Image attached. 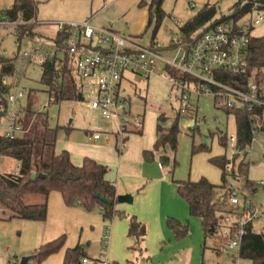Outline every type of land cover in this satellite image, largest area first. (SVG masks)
I'll return each mask as SVG.
<instances>
[{"label": "trees", "instance_id": "16d2710c", "mask_svg": "<svg viewBox=\"0 0 264 264\" xmlns=\"http://www.w3.org/2000/svg\"><path fill=\"white\" fill-rule=\"evenodd\" d=\"M164 0H150L147 4L144 1L139 3V7H146L148 18L145 31L152 25L151 43L156 39L158 29L166 14L162 9ZM264 10V0H237L231 7L228 16L216 17L217 9L214 5L203 6L193 17L179 27L183 38H190L199 30H205L220 23H237L244 16ZM36 4L34 0H13L11 7L0 13V17H5L9 21L21 20L27 26H20L17 42L20 46L22 40L26 38L43 39L42 35L34 33ZM35 23V22H34ZM51 41L56 45H61L66 40V35L56 34L52 38L43 39ZM19 48V47H18ZM16 58H5L0 55V95L6 93L8 89L2 84L5 78L13 79L14 84L18 85ZM246 60L248 70L242 81H247L250 77L264 79V36L250 39ZM39 86L43 92L52 100L51 105H59L63 102H81L83 100L82 91L76 80L72 69L66 60L60 56L47 55L40 63ZM166 73L171 79H179L188 82V79L174 69L166 68ZM20 76V75H19ZM225 82L236 85L239 77L224 76ZM17 81V82H15ZM170 93V100L171 94ZM29 91V97H32ZM172 107V106H171ZM173 108V107H172ZM227 115H233L236 124V148L244 150L251 144V119L247 113L238 111L224 110ZM20 122L27 132L19 139L5 140L0 138V157H8L17 163L18 171L15 173L0 174V221H11L13 219L33 222H44L47 217V200L51 192H58L67 207H81L86 212H92L96 208L100 210L104 221H111L115 217L119 219L128 218V237L133 240L132 252L139 256L145 249L143 242L146 236V227L140 223L136 217H128L124 212L115 209L118 203V196L114 185L105 179L107 168L89 158H84L80 165H74L70 161L69 154L62 151L56 155L54 152L55 144L58 139V125L53 126L47 112H35L30 108L23 111ZM35 115V123L29 128L31 118ZM180 114L175 113V121L168 129H163L159 125L156 128L157 139L152 150L143 151L142 157L145 162H152L154 154L166 145L176 151L177 136L179 134L178 120ZM159 122H164L165 118L161 114ZM66 133L71 131L70 127L63 128ZM264 130V127H262ZM141 131V130H140ZM221 147H226L227 136L218 138ZM125 139L123 144L125 143ZM208 151L204 145H193L192 153ZM228 160L224 157H214L210 163L222 171V184L226 182L224 167ZM163 167L169 160L165 156L158 159ZM249 165L242 164L233 169L238 175L246 176ZM32 175L35 178L32 179ZM237 179V176L234 177ZM221 184V185H222ZM177 195L183 199L189 209L190 217L200 220L204 240L217 235L218 218L216 215L227 213L224 209V200H214L217 190L220 187L211 184L207 179L200 178L196 182L176 181ZM244 188L250 194L256 192L253 183L245 178ZM36 196L41 200L36 204H26L25 198ZM167 227L174 234L175 240L180 241L188 234V227L182 225L174 219H167ZM241 247L238 252V259L249 262L250 264H264V227L256 232L251 226L246 228ZM66 236L61 235L57 239L41 245L31 253V260L28 264H41L49 256L58 253L64 246ZM86 257L83 245L77 244L75 247L66 249L62 264H80ZM129 264H136L130 261Z\"/></svg>", "mask_w": 264, "mask_h": 264}, {"label": "rangeland", "instance_id": "374dc122", "mask_svg": "<svg viewBox=\"0 0 264 264\" xmlns=\"http://www.w3.org/2000/svg\"><path fill=\"white\" fill-rule=\"evenodd\" d=\"M34 1L36 4L35 19L37 23L32 21L30 25H34V33L37 35L41 34L43 39L54 37L56 26L53 24L55 22H76L78 19L88 18L94 14H96V16L98 15L100 19L116 22L115 24L119 29L118 31L123 35H136L137 33L135 31L137 26L134 24H139V20H141V12L136 8V5L141 0H137L138 2L136 4L134 0H119L115 2L112 7L107 5L106 2L108 1L106 0ZM143 1L147 4L150 2V0ZM236 2L237 0H211V3L216 5V17L228 16L231 7ZM12 3L13 0H0V13L8 10ZM189 4L187 0H164L162 9L166 16L156 34L155 40H157L158 43L165 45L172 38L180 35L179 26H177V24L179 25V23L184 22L193 12L199 10V8H190ZM173 19H175L177 23H175ZM20 26H27V24H22ZM152 29L153 25L146 32L144 28L139 32L142 36L143 43L150 42ZM262 34L264 35V24L257 26L253 33L254 36H262ZM43 39H37V37L33 39L26 38V40L24 39L21 41L19 46L16 35L14 34V29L12 27H0V55L5 58H16L18 53H20L16 61L17 71L20 75H17L19 84L15 85L13 79H10V87H12L10 93L17 95V93L22 90L33 92V98L25 95L19 99L13 109V113L17 114L19 112L18 115L23 116V111L27 109L29 105L33 111L39 113L42 112L43 107L46 106L47 109L44 112L48 113L50 123L53 126L58 125L62 128L58 133V146L61 147L69 139L75 143L83 142L87 134L89 135L94 131H98L102 135L101 140H99L102 145L120 152L122 149V137L125 140L128 138L135 146L136 143L133 139L134 135L137 134V137L143 138L145 132V136L151 134V126H153V133H156L158 125L163 129L170 128L175 121V113L178 112L181 117L177 123L179 134L177 136L176 151H173L169 145H166L163 149L154 154L155 159L152 161L158 162L161 156L168 158L169 162L164 166V170L166 175H169L171 184L173 185L176 181L188 180L196 182L200 178H205L211 183L214 182V184H222V171L218 167L212 165L210 159L224 156L228 160V162L226 161L227 164L231 165L229 169L224 167L226 182L217 190L214 200H219L221 203V199L224 197V209L230 213L232 209L227 199L238 189L247 190L244 188L245 178L247 177L248 181L255 185L256 190L258 189L257 194L251 193L252 200L256 205L262 204V206H264V186L260 188L256 186V184L261 181L264 182V163L259 147L260 143L264 144V135L257 137L256 141L252 143L250 156L246 159L247 155L245 156L242 151L229 145L228 137L235 136L236 133V124L233 115H227L224 109H216L213 106L211 98L208 96L195 98L192 97V95L186 101V105L190 107L183 109L185 110V114H182L181 110L183 103L182 101H178L173 93L171 94V100L169 99V92L171 89L170 81L167 79L164 80L161 77L162 71L160 67L155 69L153 75L148 78L147 82L141 80L136 84V96L134 95V91H128L131 95V103L126 109V122L131 123L133 117L142 116V136L139 135V133H129L130 131H134V128L130 126L126 127L125 132L122 134L123 136L120 135V130H118L116 122L104 121L97 112H90L87 106L81 103L63 102L59 105H49L48 107V95L43 92L38 81L40 79L39 65L49 54V49H43L44 51L38 54L35 51L37 45L33 43L36 41H38V43H44L45 41ZM44 44H46V42ZM25 52H28L30 56L23 57L22 54ZM165 55L166 57H171L173 53H165ZM7 89L9 88L7 87ZM161 114L164 116L165 121L158 123L157 119ZM191 122L194 124L193 126L190 125ZM34 123L35 115L31 118L29 128L32 127ZM67 127H70L72 130L70 134H68L69 136L66 135L63 129ZM224 135L227 136V146L221 147L218 138ZM193 145H204L208 151H201L193 154ZM249 160L250 164L246 176L238 175L235 170L237 179H234L233 169ZM15 168L16 163L14 160L8 157H0V174L14 173ZM165 214L169 213L165 212ZM218 216L220 215L217 214L216 217L219 218ZM92 217L94 218V216ZM93 218L88 220L78 218L82 221L90 222V224H87L90 226L88 229L89 231L79 230L76 237H74L71 242H69V231L64 232L62 235L66 236V243L74 242V244H76L80 242L83 245L89 244L85 249L86 254L91 258H96L103 252V245L101 243V237L100 239H96L97 234H94L91 229H99L102 221L100 218H96L95 220H93ZM14 223H17V221H14ZM255 227L259 228V225H255ZM255 231L258 232L261 230ZM19 232L20 229L15 233L17 239ZM101 236H103V233H101ZM223 244L224 240L221 237L213 236L206 240L202 237L200 243L197 245L195 257L192 258V260L190 252L184 250L175 251L176 248L179 247V244H177L172 245L169 249L170 252L168 254L165 253V256L157 253L151 256V263L150 261L149 263L142 261L141 264H188L191 261L192 264H234L235 261L238 262V264H250L244 260H235L234 258L238 257L237 251L223 253L219 248ZM6 247L5 244L0 243V252ZM16 252L17 250L14 248L9 258L8 255L6 257L2 255V263L10 264L13 261L18 263L20 260L14 258ZM108 252L109 250L106 251V255ZM1 254L2 253H0V258Z\"/></svg>", "mask_w": 264, "mask_h": 264}, {"label": "built area", "instance_id": "2783aa9c", "mask_svg": "<svg viewBox=\"0 0 264 264\" xmlns=\"http://www.w3.org/2000/svg\"><path fill=\"white\" fill-rule=\"evenodd\" d=\"M263 23L264 10L246 15L235 24L220 23L199 30L190 38H183L180 34L164 45L154 41L143 44L139 38L120 35L110 27L93 26L89 21L55 22V35H66V40L60 46L51 41L46 44L36 43L35 51L40 54L41 51L49 49V56L57 55L61 60H66L82 91L83 100L77 103L86 105L90 112H97L104 121L116 122L120 135L128 126L138 130L142 128V119L139 116L133 117L131 123L126 122L124 109H127L128 103L121 96L123 82L128 81L133 86L141 80L147 82L155 69L160 67L162 77L170 81L173 95L183 103L182 114H185L183 109L190 107L186 105V101L192 95L195 98L210 97L216 109L238 111L250 116L251 144L244 150H239L247 155V159L252 143L257 137L264 135V79L253 76L246 82L242 79L248 70L246 54L251 34ZM22 24L26 23L0 17V27H12L16 37ZM165 53H173V56L166 57ZM22 56L29 57L30 54L25 52ZM166 68L181 73L188 82L169 78ZM227 75L239 77L241 80L235 86L231 85L224 80ZM2 84L9 89L0 95V138L12 141L27 132L20 122L19 112L13 113V109L19 99L29 96V92L22 90L17 95L11 94L12 87L8 78ZM51 103L52 100L48 99L47 106ZM46 109L44 106L42 112ZM101 138L100 132L91 133V139L96 141ZM121 140L123 145L124 138ZM228 141L230 146L236 148V135L229 136ZM259 147L264 163V144L260 143ZM244 164L249 165L250 160ZM230 165L225 167L229 169ZM256 186L263 187L264 182L261 181ZM221 200L225 201V198ZM227 202L232 211L219 214L216 237L224 240V244L219 247L223 253H238L247 233L246 228L253 227L259 220L264 221V206L256 205L251 194L243 189L231 194ZM102 242L104 251L108 243V233L102 237ZM234 259L237 260L238 257ZM80 264L107 262L101 254L97 259L85 257ZM234 264L238 262L235 261Z\"/></svg>", "mask_w": 264, "mask_h": 264}, {"label": "crops", "instance_id": "0c3cea01", "mask_svg": "<svg viewBox=\"0 0 264 264\" xmlns=\"http://www.w3.org/2000/svg\"><path fill=\"white\" fill-rule=\"evenodd\" d=\"M106 1H108L106 2L107 5L112 7L113 4L119 0ZM134 1L135 4L138 2L137 0ZM187 1L190 3V8H199V10L205 5L216 6L211 3V0ZM139 3L136 5V8L141 12V20H139V24H134L137 26L135 32L138 35L124 36L139 38L143 43L142 36L139 32L143 28H146L148 12L146 7L140 8L138 6ZM197 12H193L187 20L179 23V25L177 24V26H182ZM173 20L175 21V19ZM36 21L37 20L35 19L33 22L37 23ZM84 21H89L90 24L96 27H110L115 32L120 34L118 31L119 29L115 24L116 22L100 19V17H98V15L96 16V14L91 15L88 18L78 19L76 22L81 23ZM175 23L177 22L175 21ZM253 33L254 31L251 35L254 38L264 36L263 34L262 36H254ZM45 42L48 43L47 41ZM154 42H157V40H154ZM33 43L36 44L38 41ZM168 43L169 41L166 44ZM163 79L165 80V78ZM122 87L123 93L121 96L126 100L128 103L127 107H129L131 103V95L128 91H134V95L136 96L137 86H133L129 84L128 81H124ZM170 93L171 89L169 94ZM124 110L126 113V109ZM140 117L142 119V116ZM190 125L193 126L194 124L191 122ZM150 129L151 134H147V136H145V132L143 138L136 136V133H139L141 136L143 135V127L141 128V131H138L136 128H134V131H130L129 133L136 134L133 136L136 145L134 146L132 141L127 138L125 144L122 145L120 152H117L116 150L114 151L112 148L105 147L101 144V142H99V140L95 141L91 139V133L89 135L87 134L86 139L83 142L75 143L67 138L69 140H67L61 147L58 146L57 139L54 149L56 155L60 154L62 151H66L69 154L70 161L74 165H80L84 158H89L107 168L104 177L108 182L114 185L117 196L130 197V202H118L115 209L117 211L124 212L128 217H136L137 220L146 227V236L143 242V248L145 251L140 254V256L130 250L133 246V240L129 238L127 234L129 226L128 218L119 219L115 217L111 221H104L98 208L92 212H86L78 206L67 207L58 192H51L47 200V217L44 222L23 221L16 219L11 221H0V243L7 246L0 252L2 253L0 264H3L2 255L5 257L8 255V258L11 257L12 250H14V248L17 250L14 254V258L21 260L20 258L31 256L30 254L34 250L39 248L41 245L57 239L66 231L70 232L69 242H71V240L76 237L79 230L89 231L88 229L90 226L87 224H90V222L82 221L78 218L88 220L93 218L92 216H94L93 220L100 218L102 221L99 229H91L94 234H97L96 239H100L101 237L102 245V237L105 233H108V243L106 249L104 250L105 253L104 251L100 253V255L103 254L107 264H129L130 261H134L136 264H141L142 261H146L147 263L150 261L151 263L152 255L158 253L165 256V253L168 254L170 252V247L177 244H179V247H177L175 251L178 252L179 250H184L190 252L192 260V258L195 257L194 255L196 254L197 245L200 243L201 238L204 237L200 220L195 217H190L187 203L177 195L176 186L171 184L169 181V175H166L165 170L159 162H144L142 157L143 151L152 150L157 139L156 133H153V126H151ZM70 132L66 133V135L69 136L68 134H70ZM17 167L16 163L15 173L18 171ZM211 184L217 187L221 186V184H214V182ZM257 190L254 192L255 194L258 192ZM40 200L41 199L39 197L28 196L25 198V203L36 204L39 203ZM165 212L169 214H165ZM169 218L174 219L182 225H186L188 227V234L180 241L175 240L174 234L167 227V219ZM14 221H17V223H14ZM255 225H259V228H256ZM263 227V220H259L253 225V229L255 230H261ZM19 229L20 232L18 233L17 239V237H15V233ZM100 232L103 233V236H101ZM77 244L83 245L80 242L74 244V242L66 243L65 241L63 248L58 253L49 256L41 264H62L66 249L73 248ZM86 246L88 247L89 244L83 245L85 253ZM107 250H109V252L106 255ZM86 258L97 259L98 257L91 258L86 254ZM19 262L16 263V261H13L10 264H19ZM191 262L188 264H192Z\"/></svg>", "mask_w": 264, "mask_h": 264}, {"label": "water", "instance_id": "95a60500", "mask_svg": "<svg viewBox=\"0 0 264 264\" xmlns=\"http://www.w3.org/2000/svg\"><path fill=\"white\" fill-rule=\"evenodd\" d=\"M35 178V175H32V179ZM118 202H130V197L129 196H120L118 197ZM32 256H25L22 257L19 264H28V262L31 260Z\"/></svg>", "mask_w": 264, "mask_h": 264}]
</instances>
